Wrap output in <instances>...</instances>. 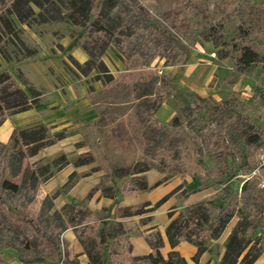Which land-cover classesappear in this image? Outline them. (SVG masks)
Listing matches in <instances>:
<instances>
[{"label": "trees", "instance_id": "trees-1", "mask_svg": "<svg viewBox=\"0 0 264 264\" xmlns=\"http://www.w3.org/2000/svg\"><path fill=\"white\" fill-rule=\"evenodd\" d=\"M34 7L38 10L36 17L42 21L68 20L74 26L82 28L85 36H80V44L88 59L82 64L75 62V65L84 76L91 71L96 72L94 81L103 86L98 92L91 87V91L95 93L89 99L96 107L99 105L95 96L103 93L109 88L108 84L114 81L102 58L110 47H115L120 56L126 59L125 64L136 59L142 67H149L157 57L164 60L166 67L184 64L189 58V44L184 45L173 35L167 34V30L162 31L157 27L155 21L148 19L137 0H0V45L4 34L13 31V23L6 17V13H13L20 23H25L32 18ZM242 53L238 64L243 68L260 60L259 53L249 48H244ZM161 79L162 76L150 72L131 84L133 95L130 102L126 103V111H131L138 122L143 145L137 157L127 156L118 160L112 158L110 138L119 136L120 131L125 129L121 121L108 118V108L98 107V117L80 128L82 140L76 145L87 146L88 151L78 156L76 166L96 162L97 166L93 169L102 170V179L106 182L111 183L115 176L123 178L118 189L119 196L112 185L102 189L95 185L86 197L69 204L70 211L67 214L68 205L52 211V200L57 195L53 193L42 199L38 214L31 218L26 208L36 197L39 185L53 175L50 166L61 162L60 167H63L69 161L65 160L64 155L53 160L51 165L47 163L37 167L39 161H28L40 149L55 142L46 139V127L40 124L28 130H13L9 138L11 144L0 143V264H7L2 256L9 248L14 250L23 264H51L45 258L49 252L57 255L58 264H75V261L61 257V244L67 249V242L62 239V234L68 228L75 231L90 264H104L103 251L108 248L109 238L106 223L99 222L87 209L88 200L95 191L101 189V196L118 199L125 192L146 191L149 186L141 174L150 169L181 178L193 176L200 184L205 183L204 156L199 144L181 126L178 117L170 122H162L155 116L160 105L166 101ZM33 95V98L28 97L12 75L1 71L0 125L8 115L37 106V94L33 92ZM225 103V100H221L217 105ZM106 104L111 105V102ZM238 123L235 112L227 114L224 129L230 139L234 137ZM248 139L252 144H258L262 140L257 132ZM75 175L72 174L69 178ZM259 176H264V166L260 168ZM250 179L245 181L239 196H233L225 185L217 198H205L192 203L184 207L176 217L168 212L171 221L165 227V234L171 250L167 253V258L160 254L163 243L160 232L155 230L144 234L151 252L144 256L130 257L131 264H189L174 250L181 241L197 247L192 262L199 264L200 255L208 249L205 240L217 239L239 212L238 205ZM224 182L225 179L219 178L212 183L219 186ZM205 187L208 185L202 189ZM256 193L255 187L253 195ZM186 194L183 191L178 194V198ZM148 204L127 208L123 215L142 213ZM160 204L158 202L154 207ZM254 223L255 215L251 211L241 215L225 240L223 256L218 264H252L261 255L259 241L254 239ZM130 234V231L121 229L119 239L126 240Z\"/></svg>", "mask_w": 264, "mask_h": 264}, {"label": "rangeland", "instance_id": "rangeland-1", "mask_svg": "<svg viewBox=\"0 0 264 264\" xmlns=\"http://www.w3.org/2000/svg\"><path fill=\"white\" fill-rule=\"evenodd\" d=\"M137 1L147 13L148 19L155 21L157 27L162 31L167 30V34L173 35L184 45L189 44V58L181 65L196 63L200 58L203 59L204 64L198 66L200 69L198 73L194 72L191 76L193 82L201 86V78L209 71L206 68H215L214 77L208 82L207 93L199 94L195 90L177 88L172 78L175 73H171L170 68L164 66V60L158 57L149 67L140 66V61L136 59L125 64L115 47H110L102 58L114 81L108 84L109 88L103 93L95 96L99 105L96 107L88 98L95 93L91 91V87L98 92L103 86L94 81L96 72L91 71L84 76L75 65V62L84 63L79 57L80 51L84 52L80 44V36H85L82 28L74 26L68 20L42 21L36 17L38 10L35 7L32 18L25 23H20L13 13H6V17L13 23V31L4 34L0 45V72L7 71L12 75L29 97H34L33 92L36 93L39 103H55L53 111L59 109L58 118L55 119L56 125L40 124L46 127V139L55 141L54 143L60 139L81 136V126L98 117V107L108 108V118L121 121L125 129L120 131L119 136L110 138V151L114 160L127 156L137 157L143 145L138 122L131 111H126L128 107L126 103L130 102L133 95L132 82L144 78L150 72L162 76L165 102L174 111L173 117L165 122L178 117L181 126L199 144L204 156L205 183L202 185L195 177L186 176L185 180H181V187L189 189L186 191L191 194L208 185L200 191L203 192L200 198L205 199L219 197L222 188L227 185L233 196H239L245 181L251 178L238 205L239 212L217 239L205 240L208 255L214 259V264L220 262L227 236L235 228L241 215L251 211L255 215L254 239L259 241L263 256L264 188H259L258 181L264 180V176L260 178L256 173V156L264 143L261 141L260 144H252L248 138L255 132L261 137L264 136V0ZM244 48L259 53L258 63L244 68L238 64ZM120 61L123 62L124 68L120 66ZM221 100H225L226 103L218 106L217 103ZM107 102H111V105H107ZM231 112L236 113L239 122L232 139L225 134L224 129V121ZM32 126L35 125L25 128L16 126L15 130H28ZM77 142L79 141L72 143L73 148L68 151H60L56 155L40 159L36 166L47 163L51 165L53 160L64 155L65 160L69 161L68 167L86 168L87 174L96 171L93 169L97 166L96 162L76 166L78 156L88 149L77 146ZM6 144L11 143L8 141ZM60 165L61 162L59 165L50 166L53 177L64 167ZM81 175L82 173L68 178L59 191L67 190ZM176 177L179 176L165 174L161 182ZM219 178L225 179L224 184L214 185L212 182ZM193 179L197 183L191 187ZM122 180L123 178L115 176L111 183H108L101 177L97 185L101 189L112 185L119 196L118 189ZM45 183L39 185L36 197L26 208L31 218L40 210L39 202L42 201L40 198ZM255 187L257 193L253 195ZM191 199L194 198L191 196L185 202ZM179 202L170 206L168 211L179 214L184 210L186 206L181 207L182 200ZM69 204H66L67 214L70 211ZM165 204L163 202L159 207ZM124 212L122 208H114L98 213L102 219L101 223H106L109 234L108 248L103 251L104 264H131L128 246L119 241V234L124 228H130L132 234L142 232L139 228L145 220L134 222L130 219H120ZM13 253L14 250L9 248L3 252L2 257L8 259ZM83 254V257L75 258V264H90L87 254ZM63 256L68 259L74 258H71L69 249L61 244V257ZM45 258L52 262L51 264H58L57 255L53 252H49Z\"/></svg>", "mask_w": 264, "mask_h": 264}, {"label": "crops", "instance_id": "crops-1", "mask_svg": "<svg viewBox=\"0 0 264 264\" xmlns=\"http://www.w3.org/2000/svg\"><path fill=\"white\" fill-rule=\"evenodd\" d=\"M79 57L82 62H86L87 60L86 52L84 53L80 51ZM122 58L126 63V59L124 57ZM202 60L203 59L200 58V60L196 63L186 64V65H175L172 67H168L170 68L171 73L172 72L175 73V76L172 77L174 79L173 84L179 89H185L191 91L195 90L199 94L207 93V91H209L208 82H210L209 80L211 77H214L213 72L215 68L214 69L206 68L209 71H207L204 77L201 78L202 79L201 86L198 83L193 82V80L191 79L193 73L200 70L198 66L204 64ZM120 66L124 68L122 61H120ZM37 103H38L37 106L31 107L30 109L25 111H21L17 113L15 112L14 115L10 114L6 117V119L0 125L1 144L9 141V138L12 135L13 130H15L16 126L25 128L30 125L44 124V123H47L49 125H56L55 119L58 118L59 109L53 111L55 108V103L41 104L39 103L38 99H37ZM173 112L174 111L167 105V103L164 102L155 112L156 113L155 116L158 120L160 121L163 120L165 122L168 121L169 118L173 117L174 115ZM92 120H95V118ZM80 137H81L80 135H77L74 136L73 138L60 139L58 142L53 143L50 146L47 147L45 146V148L39 150L35 154V156L34 155L33 157L31 156V158L34 159L32 160L31 158H29V161H31L30 163L36 162L39 161L40 159L45 158L46 156L56 155L57 153H60V151H68L70 148H73V146H71L72 143H74L75 141L80 142L82 140V138ZM82 147H87V146H82ZM67 165L61 168L60 172L57 173V175H55L54 177L52 176L48 180H46V183L43 185L42 188L43 194L40 200L45 198L47 195L57 193L56 197L52 200L53 203L52 211L59 210L67 203L76 202L86 197V195L90 192V190L99 183L100 178L104 175L102 170H96L94 172H90L89 174H87L88 170H86V168L74 169L72 167H68ZM81 173L82 175L79 176V178L75 181V183L70 185V187H68L67 190L64 191L61 190V192L59 191V188L64 183H66L67 179L72 174H81ZM141 175L145 178L146 183L149 186V188L146 191L133 192V193L125 192L123 196L118 199L117 197L114 198H109L105 196L103 197L101 196L100 190H97L88 200L87 209L90 212H92L96 216L97 220L100 222L102 219L98 216V213H100L101 211H105L106 209L122 208L125 210L127 208L134 207L136 205L149 203L148 206L143 208L142 213H138L134 215L121 214L123 216L122 218L120 217V219L123 220L130 219V220H134V222H140V220H145V221L141 224L139 228L142 230V232L132 234V230L130 228H128L129 230L124 228L123 230L130 231L131 234L126 240L120 238L119 241H122L124 242V244H127L128 253L130 257L148 255L149 252H151V248L148 245V243H146L144 239V234H148L151 231L157 230L160 232L161 240L163 243V247L160 249V254L162 257H165V255H167V253L171 250L170 244L165 234V229H166L165 227L171 221V218H169L167 214L169 212L168 209L170 208V206L177 203V201L179 202V200L180 201L182 200L181 207L188 206L191 205L192 203L202 200L203 198H200L201 197L200 195L203 194V192L201 193L200 191L204 189L201 188L199 190L191 192L190 194L188 191H186L189 189H186L185 187L184 188L181 187L182 186L181 180H185L186 177L185 178L176 177L175 179L164 180L161 182L163 177H165V173H159L154 169L147 170V172L142 173ZM196 180L193 179V181H191L190 183V185H192L191 187H194L196 185L197 182L196 183L194 182ZM183 191L187 193L186 196L182 198H178V194ZM191 196L194 199L185 202L186 199ZM158 202H161V204L165 202L166 204L163 205L162 207H159L161 204L157 207H154V205L157 204ZM150 208L152 209L148 210ZM176 214L177 213H174L173 217H175ZM62 239L67 242V249H69L70 251L71 258L74 257L73 259H68L65 256L67 260L76 262L75 260L76 257L78 256L83 257L84 255L83 253L85 252L83 246L80 244V242L76 237L75 231H73L71 228L64 230L62 234ZM174 250L179 252L180 256H183L189 264H195L194 262H192L193 255L197 251V247L194 244H191L186 241H181L174 248ZM222 252H224V249L223 251H221V253ZM6 262L7 264H23V262L18 260L16 253H13V256L6 259ZM214 263H215L214 259L210 258L207 251L202 253L199 257V264H214ZM252 264H264V254L263 256L260 255Z\"/></svg>", "mask_w": 264, "mask_h": 264}, {"label": "built area", "instance_id": "built-area-1", "mask_svg": "<svg viewBox=\"0 0 264 264\" xmlns=\"http://www.w3.org/2000/svg\"><path fill=\"white\" fill-rule=\"evenodd\" d=\"M261 139H262L261 141L264 143V136L261 137ZM262 166H264V146L263 145L260 147L258 155L256 156V173L258 175H259V170H260V168H262ZM262 177H260V178H262ZM258 182H259L258 183L259 188H261V189L264 188V180H259Z\"/></svg>", "mask_w": 264, "mask_h": 264}]
</instances>
